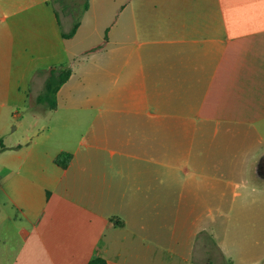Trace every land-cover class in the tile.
Instances as JSON below:
<instances>
[{
	"label": "crops",
	"instance_id": "1",
	"mask_svg": "<svg viewBox=\"0 0 264 264\" xmlns=\"http://www.w3.org/2000/svg\"><path fill=\"white\" fill-rule=\"evenodd\" d=\"M85 5L0 0V264H264V0Z\"/></svg>",
	"mask_w": 264,
	"mask_h": 264
},
{
	"label": "trees",
	"instance_id": "2",
	"mask_svg": "<svg viewBox=\"0 0 264 264\" xmlns=\"http://www.w3.org/2000/svg\"><path fill=\"white\" fill-rule=\"evenodd\" d=\"M85 8H87L86 5ZM77 26L78 24H75L72 30L68 34H63V38L65 39L71 38L74 35ZM56 71L57 69H52L48 74L47 78L45 79L43 88L35 99V104L37 106H41L43 108H49V109H53L55 107V97H54L55 92L58 89V87L61 86L66 81L70 73L69 69L66 68L64 72L66 75L65 78L62 80H57ZM4 149L5 148L0 145V150H4ZM70 161H71L70 154L60 153L55 157L53 162L57 167L61 169H66ZM89 264H104V262L102 260L96 259L91 261Z\"/></svg>",
	"mask_w": 264,
	"mask_h": 264
},
{
	"label": "rangeland",
	"instance_id": "3",
	"mask_svg": "<svg viewBox=\"0 0 264 264\" xmlns=\"http://www.w3.org/2000/svg\"><path fill=\"white\" fill-rule=\"evenodd\" d=\"M51 3L58 15L62 20L67 19L68 30L71 31L85 8V0H51ZM65 67L57 68L56 79L62 80L65 78ZM60 75V76H59ZM45 77V75H44ZM214 255V254H213ZM198 264H205L209 262L210 264H226L217 257H213L209 260L197 261Z\"/></svg>",
	"mask_w": 264,
	"mask_h": 264
}]
</instances>
